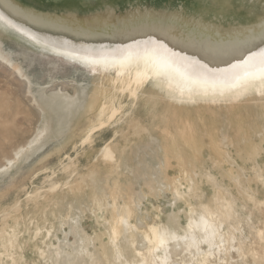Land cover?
<instances>
[{"label": "bare ground", "instance_id": "bare-ground-1", "mask_svg": "<svg viewBox=\"0 0 264 264\" xmlns=\"http://www.w3.org/2000/svg\"><path fill=\"white\" fill-rule=\"evenodd\" d=\"M93 1L97 5L91 8L83 0H62V4L56 3L53 10L64 20L63 23L69 19V15H93L97 21L94 26H90L91 30L97 26L104 30L112 28L115 25L113 17H116L118 23L116 29H113L115 31L99 35L101 42L111 39L121 28L125 29L124 33H134L135 36L130 40L131 44L128 45L127 42L125 45H118L131 49L129 54L126 50L118 52L117 48L111 50L103 45L93 47L89 43L88 35H85L86 38H78V45H75L73 52L94 63V87L85 91L82 101L77 92L74 95L66 92V86L71 83L76 87L75 79H54L41 86L38 93L35 92L30 74L14 59L13 52L6 50L0 41V68L21 83L25 92L23 94L29 98L30 108L38 111L37 114L47 113L44 102L62 100L67 114L71 115L74 111L88 120L82 130V137L75 145L76 152L79 148L92 151L88 161L84 160L83 163L86 164L82 166L76 163L75 157L67 154L69 162L64 165V171L70 174L69 178L63 183L53 182L48 188H39L36 193L29 194L24 203L34 205L25 211L23 203L15 211H7L5 208V216H13L17 226L22 225V219L35 226L30 239L34 240L38 235L44 246L35 244L39 261L34 264H175L172 260L174 254L188 255L195 264H231L233 253L244 255V247L240 242L242 238L236 233L239 225L234 226L230 212H221L220 198L215 197L213 202L216 208L201 204L200 211L194 209L188 201L189 210L185 212L188 223L183 225V234H178L174 224L180 210L177 200L185 198L180 196L181 190L176 189L178 186L174 188L178 175H170L168 169L178 168L186 178L192 180L194 161L185 157L183 146H191L193 140L197 143L195 130L199 121L206 124L207 133L215 135L214 128L207 122L208 115H213V112L209 109L202 110L198 105L192 106L195 105L189 103L192 99L211 101L215 97L204 94L214 89H223L230 91V96L221 95L219 100L230 99L231 107L240 108L247 101L238 93L241 86L250 90L249 95L253 94L252 89L264 95L261 87L264 85V77L261 79L264 76V0L192 2L194 8L191 11H201L209 17L206 19L193 12L189 14L180 2L176 14H171L174 15L172 20L176 19L175 23L182 25L185 32L189 28L192 35L189 37L186 34L180 36L164 31L169 19L162 10L157 9L160 0H151V4L141 0L134 7H126L127 12L121 9L122 4L131 5L136 2ZM84 47H93L97 51L93 50L92 55L86 56L82 54ZM146 57L149 58L150 66L140 65V59ZM112 67L114 69L111 71ZM89 91L91 94L88 95ZM159 102L167 106L166 112L170 118V127L161 131L163 137H169L166 142L157 141V131L153 123L154 116H158L156 111L162 105ZM223 111V106H216L215 114ZM187 112L194 115V127L188 121L181 123V117ZM158 117L162 120L161 115ZM45 131L43 129L35 137L27 139L12 151L11 156L5 157L6 162L0 165V172L14 176L12 169L20 161H30L44 147L48 139H44L43 135L49 133ZM140 138L151 141L150 144L156 147L155 154L158 157V166L148 165L139 174L150 193L143 189L134 192L135 182L124 179L127 170L131 168L127 165V160L131 159L128 154L132 145ZM215 138L214 136L212 140ZM211 143L213 153H218L220 147ZM119 163L123 167L120 178L116 181L113 168ZM85 166L88 171L81 172V167ZM102 174L104 177H101ZM160 178L164 184L174 188L180 197H173V208L167 214V222L155 225L148 218V209L143 210L140 205L148 195L157 193L153 179ZM11 185L15 184L11 182ZM88 189H91L88 195L91 205L78 203L77 199L71 198ZM121 197L123 201L120 204ZM86 209L93 213L100 209L110 212L112 226L106 229L109 240L101 244V251L95 249L94 252H85L79 216ZM65 226L68 230H65ZM15 229L17 227L12 224L11 228L5 226L3 220L0 228V264L4 254L8 255L12 263L23 258L17 257L15 251L16 248H21L20 238L23 232L17 233ZM59 232L64 234L63 239L59 237ZM70 235L75 239L70 240ZM54 238L57 243L53 242ZM181 264H189V261H181Z\"/></svg>", "mask_w": 264, "mask_h": 264}, {"label": "rangeland", "instance_id": "rangeland-1", "mask_svg": "<svg viewBox=\"0 0 264 264\" xmlns=\"http://www.w3.org/2000/svg\"><path fill=\"white\" fill-rule=\"evenodd\" d=\"M140 1L133 0V3H136L131 5L123 3L121 9L127 12L126 7H134ZM145 1L147 3L149 1V4L152 2L151 0H143V2ZM194 1L160 0L157 9L162 10L166 18L169 19L164 31L180 36L183 34H186V37L192 36L191 30L188 28L185 32L182 25L175 23L176 19L172 20L174 15L171 14H176L177 5L181 2L189 14L193 12V14L205 19L209 18L201 11H191L194 8V4L192 6ZM86 2L89 3L86 5L87 7L92 8L97 5L93 0H83V3ZM56 3L62 4V0H0V41L6 50L13 52L14 59L30 74L34 81L33 89L35 92L38 93L40 87L49 81L68 78L70 81L75 79L77 85L75 88L71 85L72 83L66 86V92L71 95L77 92L82 98L85 91L94 87L92 86L94 63L87 57L73 52L75 45H78V38H84L85 35H88L89 43L93 47L103 45L111 50L117 48L118 52L126 50V53L129 54L131 49H125L118 45H125L127 42L128 45L131 44L130 40L135 34L124 33L125 29L121 28L115 32L111 39L101 42L98 37H101L103 32L115 31L113 29H116V23H118L116 17H113L115 25L112 28L104 30L97 26L91 30L90 26H94L97 21L94 20L93 15H84L83 13L77 17L69 15V19L63 23L64 20H61L59 14L53 10ZM111 16L112 14L110 18ZM97 33L98 36H95ZM200 39L203 38L200 36ZM93 47H84L82 54L92 55V51L96 50ZM140 61V65L150 66L149 58H142ZM110 63L112 64V62ZM105 64L110 65L109 63ZM113 69L114 67L111 68V71ZM20 84L13 75L0 68V165L6 162L5 157L11 156L12 151L24 144L27 139L35 137L43 129L49 133L43 135L44 139L48 140L30 161H20L18 166L12 169L14 176L0 172V228L4 220V224L8 228H11L12 224L17 227L15 229L17 233L23 232L20 238L21 248L15 249L17 257L23 256V258L17 263H12L8 259V255L4 254L1 264H34L35 261H39L35 244L44 246L38 235L34 240L30 239L35 229L33 224L22 219V225L17 226L13 216H5L6 211L4 209L15 211L22 203L24 211L31 208L33 203L29 205L24 203L30 196L29 194L36 193L39 188H48L53 182L63 183L69 178L70 174L64 171V165L69 162L67 154L75 157L76 163L82 166L86 164L83 161H88V156L92 153L90 150L83 151L82 148L76 152L75 149V145L83 135L82 130L88 123L86 117L76 114L74 111L75 114H67L64 102L60 99L44 102L48 112L37 114L38 111L30 108L29 98L23 94L25 92ZM179 85L184 88L182 83ZM261 87L264 91V85ZM251 91L253 94L249 95L250 90L246 86H241L238 90V93L243 95V100H247L240 108L231 107L230 99L219 100L221 95L230 96V91L223 89H214L204 94L214 96L215 99L211 101L192 99L189 102L195 104L192 106L198 105L202 110L209 109L210 112H213V115H208L207 122L214 128L215 135L207 133L206 124L199 121L195 130L197 143L193 140L194 143L191 146H187V144L183 146L185 157L194 161L192 180L186 178V175L182 174L178 168L177 170H174L176 168L168 169L170 175H176V177L178 175L174 188L178 186L176 189L181 190L180 196L185 198L177 200L180 210L174 219V224L178 234H183V225L188 223V217L185 214L189 210V203L187 202H191L194 209L200 211L201 204L216 208V204L213 202L215 197L220 198L221 212H230L234 219V226L239 225L236 228V233L242 238L240 242L244 247V255L233 253V260H230L231 264L234 262H236L234 264H264V95H260L254 89ZM89 94L91 91L88 92ZM185 94L187 93L185 92ZM37 96L39 97L38 94ZM159 103L162 105L156 114L161 115L162 120L158 116H154L153 123L157 131V141L166 142L169 141V137L167 139L163 137L161 131L170 127V118L166 112L167 106L162 102ZM216 106H223L224 111L215 114ZM41 117L42 119H40ZM186 121L190 122L193 127L195 126L192 112L183 114L181 123L184 124ZM181 123L178 122L182 126ZM60 131L63 132L60 133ZM214 136L216 138L212 140ZM211 142L220 147L218 153H213ZM220 142H222L221 146ZM150 143L151 141L146 140V138L137 139L128 154L131 162L127 160V165L131 168L127 170L124 179L135 182L134 192L136 193L140 192L141 189L150 193L149 188L143 185L144 179L139 174L148 165H159L156 164V158H158L155 154L156 147ZM85 152L87 153L84 154ZM122 167L123 165L119 163L113 168L116 181L120 178ZM102 170L104 173L105 167ZM87 171L86 166L85 168L81 167V172ZM108 176L111 177L110 174ZM101 177L104 175L102 174ZM11 182L16 186L11 185ZM153 182L157 193L144 198L140 207L143 210L148 209V218L155 225H159L167 222V214L173 208L171 201L173 197L177 199L178 194L175 193L174 188L164 184L162 178L153 179ZM90 190L83 191V194L78 196H71V198L77 199L78 203L91 205L92 202L88 197ZM120 199L119 203L121 204L123 198ZM61 211L64 212V210ZM110 217V212L106 209H100L96 213L86 209L80 214L79 225L82 227L86 253L94 252L95 249L101 251L103 249L101 244L108 242L109 237L106 234V229L112 226ZM132 219L135 221L134 218ZM65 230H68L67 226H65ZM58 235L63 239L64 234L62 232H59ZM69 239L74 240L75 238L70 235ZM53 242L57 243V239L54 238ZM172 260L175 264L176 262L181 264V261H189V264H195L194 261H190L188 255L174 254Z\"/></svg>", "mask_w": 264, "mask_h": 264}, {"label": "snow or ice", "instance_id": "snow-or-ice-1", "mask_svg": "<svg viewBox=\"0 0 264 264\" xmlns=\"http://www.w3.org/2000/svg\"><path fill=\"white\" fill-rule=\"evenodd\" d=\"M262 72H264V69H262Z\"/></svg>", "mask_w": 264, "mask_h": 264}]
</instances>
